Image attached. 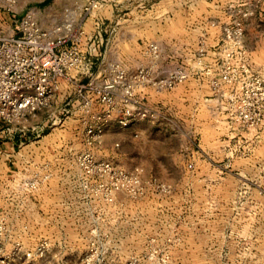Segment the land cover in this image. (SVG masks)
Masks as SVG:
<instances>
[{
  "label": "rangeland",
  "instance_id": "obj_1",
  "mask_svg": "<svg viewBox=\"0 0 264 264\" xmlns=\"http://www.w3.org/2000/svg\"><path fill=\"white\" fill-rule=\"evenodd\" d=\"M54 2L0 0V36L31 11L72 38L83 28L54 22L79 14L95 30L105 18L104 40L78 81L85 120L74 114L44 129L72 130L71 147L50 150L32 121L13 125L0 147V264H264V0H122L109 21L106 0ZM116 64L127 79L142 67L190 75L145 85L149 98L135 83L141 107L109 105L100 91ZM67 96L39 112L45 121ZM128 109L136 112L124 126ZM101 163L140 184L114 190L125 179Z\"/></svg>",
  "mask_w": 264,
  "mask_h": 264
},
{
  "label": "built area",
  "instance_id": "obj_2",
  "mask_svg": "<svg viewBox=\"0 0 264 264\" xmlns=\"http://www.w3.org/2000/svg\"><path fill=\"white\" fill-rule=\"evenodd\" d=\"M103 24V19L97 17L96 29L93 32L88 33L85 29H81L72 38L62 34V26L53 30L42 28L33 12L28 11L19 19L12 35L0 36V147L8 141L13 125L28 124L38 116L39 112L53 105L62 80L79 88L77 99L81 100L77 102L74 98L76 94L73 93L67 96L65 107L59 111L60 115L55 111L46 124L33 127L37 135L42 134L48 124H50L49 128L63 124L74 114L80 121L85 120L89 102L83 92L87 85H80L78 81L88 76L92 59L100 55L99 43L103 44L104 37L103 29L99 27ZM70 39L72 43L66 45ZM83 41L84 50L81 48ZM150 52L158 56L156 44H150ZM111 71L112 77L105 81L104 88L100 91L103 92L102 101L114 105V102L125 100L136 108L141 107V104L134 97L135 83H143L144 86L152 84L162 89L172 87L190 75L186 70L154 75L151 67H142L136 75L127 79L126 70L117 64ZM228 77V74L224 76L226 80H229ZM91 84L89 83V86ZM135 112L128 109L120 120L122 125L127 126L135 116ZM141 113L146 115V112ZM0 153H3L1 148ZM87 154L81 153L80 165L83 167L88 165ZM96 167H102L108 172L113 171L125 179L115 183L114 190L128 189L130 185L136 188L140 184L137 178L128 176L123 170L109 163H101ZM38 184L35 182L34 186ZM134 188L130 191H135ZM114 190L111 192L113 193Z\"/></svg>",
  "mask_w": 264,
  "mask_h": 264
},
{
  "label": "crops",
  "instance_id": "obj_3",
  "mask_svg": "<svg viewBox=\"0 0 264 264\" xmlns=\"http://www.w3.org/2000/svg\"><path fill=\"white\" fill-rule=\"evenodd\" d=\"M122 0H106V4L105 6H107V9H110V12L109 14H106V20H111V16L113 15L112 14V11H113V7L112 6H118V4L121 3ZM54 6H84L86 4V0H55L54 2ZM50 16H58L57 14H51ZM62 17V16H61ZM62 19V18H60ZM105 19V18H104ZM103 19V20H104ZM94 21V20H93ZM91 22L92 26H93V23L94 22ZM81 22V23H80ZM55 25H59V24H70L72 27H73V30L74 32L78 31L81 28L85 29L86 32L88 33H91L93 32V28H91L92 26L90 24H88L87 20L86 21H81V16L78 14L76 16H72V18L70 17H66V18H63L62 20H56L55 22ZM43 27V26H42ZM73 32V33H74ZM129 36V34H123L122 35V38L123 40L125 41L126 40V37ZM72 43V40L70 39L69 41H67L66 45H70ZM85 42L83 41L82 44H81V48L82 50L85 49ZM161 63L163 62V58H161ZM128 72L129 73H132L134 72L135 70V66H131V67H128ZM196 85V82H192ZM60 90L58 91L56 97V103H58L59 99H62V97L66 94L70 95L74 92L75 90V86L69 84L67 81L65 80H62L61 81V85H60ZM196 87V86H194ZM153 87L151 86H145L143 88H139L137 90V92H139V95H142L143 94V97L145 98H149L150 95H151V91ZM140 92H143V93H140ZM77 121H79V119L77 118ZM32 122L35 124H38V125H44L46 124L47 121H45V117L42 115V114H38V116L36 118H34L32 120ZM71 132H73L71 130ZM69 132V131H66V129L62 130V132H60L59 134H57V136H53V135H56V134H52V133H45L43 132L41 135V137H43V140L46 139V140H50L52 142L49 143L50 145V150H56L59 146V148H63L64 152L67 151L71 146H70V141H71V138H73V135L72 133ZM42 148V146L40 145L38 147V150H40ZM58 148V149H59ZM40 154V151H38ZM57 156V155H56Z\"/></svg>",
  "mask_w": 264,
  "mask_h": 264
}]
</instances>
